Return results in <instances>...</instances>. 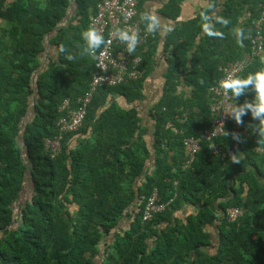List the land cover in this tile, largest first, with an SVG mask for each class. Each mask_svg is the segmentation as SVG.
I'll use <instances>...</instances> for the list:
<instances>
[{"label": "trees", "instance_id": "trees-1", "mask_svg": "<svg viewBox=\"0 0 264 264\" xmlns=\"http://www.w3.org/2000/svg\"><path fill=\"white\" fill-rule=\"evenodd\" d=\"M101 1L0 0V264H264V154L248 127L258 121L243 117L232 157L213 149H232L230 130L213 142L201 140L188 166L184 147L185 139L211 128L208 90L223 77L221 67L250 55L264 0H204L208 12L168 32V71L150 112L151 134L136 105L145 100L158 35L143 55L144 76L100 87L82 127L61 135L60 108L67 100L77 107L96 69V56L80 55L81 33ZM146 1L139 0L137 19ZM183 2L169 0L160 14L176 21ZM216 8L222 10L212 30L223 38L208 36L201 23ZM236 29L243 30L242 43ZM261 68L264 57L255 58L237 78ZM253 98L248 90L237 102ZM60 136L53 156L46 141ZM26 182L31 196L19 204ZM155 190L167 207L145 222ZM186 207L197 211L178 220ZM232 208L243 212L235 222L227 215ZM216 222L219 245L209 255L202 250Z\"/></svg>", "mask_w": 264, "mask_h": 264}, {"label": "built area", "instance_id": "built-area-1", "mask_svg": "<svg viewBox=\"0 0 264 264\" xmlns=\"http://www.w3.org/2000/svg\"><path fill=\"white\" fill-rule=\"evenodd\" d=\"M139 0H103L96 8V13L91 17L90 27H94L105 39V44L96 53V69L93 73L89 90L77 101V107L72 108L67 100L60 108L65 115L59 122L60 133H71L80 129L87 115V109L95 93L100 87H116L128 81L141 79L145 71L143 55L149 50V42L159 33L147 31V26L140 19H137ZM264 13L254 22V33L249 37L251 52L247 58L236 62H229L220 68L223 72L221 77L208 90L211 96V128L208 129L201 138H187L184 140L187 166L194 162L196 155L201 150V140L213 142L224 136V131L237 133L239 135L242 125H237L227 113L231 107L238 102L234 101L231 92L225 91L219 86V81L228 77L237 78L241 75L251 60L264 57ZM116 29L127 30L130 34L136 32L139 36V43L135 51L129 54L127 45L119 41L115 36ZM243 119V117H242ZM60 137L55 140H47V146L51 149L52 155L60 152ZM239 147V139H234L232 149L222 152L220 146L213 144L215 154H220L223 158L232 157L233 152ZM167 205L158 203L157 191L149 198L143 220L150 221L153 217L165 211ZM227 215L230 222H235L243 215L240 209H228Z\"/></svg>", "mask_w": 264, "mask_h": 264}, {"label": "clouds", "instance_id": "clouds-1", "mask_svg": "<svg viewBox=\"0 0 264 264\" xmlns=\"http://www.w3.org/2000/svg\"><path fill=\"white\" fill-rule=\"evenodd\" d=\"M205 20L208 19L207 16L204 17ZM141 20L146 23L147 31L155 33L161 26V19L156 15L144 13L141 15ZM220 23L227 26L229 21L226 19L220 20ZM204 31L210 37H220L223 38V33L218 31H213L212 26L205 23ZM236 35L239 37L238 42L242 43L244 39L243 30L236 29ZM116 38L120 42L127 45V52L131 54L135 51L137 44L139 43V36L136 32L131 34L127 30L116 29ZM81 37L84 41L81 56H91L95 57L97 50L105 44V39L94 27H89L87 30L81 33ZM61 52H67L63 46L60 48ZM75 57L72 55H67L66 59L73 60ZM203 83V81H201ZM219 86L225 91V93L231 92L234 101L239 100V98L246 93V91L251 90L254 93V98L251 102L245 101L243 104L237 105L236 103L231 107L227 115L239 125H243L242 117L247 114H251L253 120L258 121L257 124H249L248 127L254 132L258 133V139L256 141L257 147L256 151L258 153L264 154V68L260 70L249 73L246 78H232L231 76L227 79L219 81ZM230 134L224 131V136L227 137ZM232 138L238 140L239 135L237 133H232ZM238 163V161H236Z\"/></svg>", "mask_w": 264, "mask_h": 264}, {"label": "crops", "instance_id": "crops-1", "mask_svg": "<svg viewBox=\"0 0 264 264\" xmlns=\"http://www.w3.org/2000/svg\"><path fill=\"white\" fill-rule=\"evenodd\" d=\"M169 0H148L146 1L141 9L140 16L144 13H149L156 15L161 19L162 26L159 28L160 33L158 34L159 43H158V55L156 57V64L152 69V73L148 76L144 83V95L145 100L136 105L138 109L139 115L144 119L147 127L150 130V134L152 132V121L150 117V112L153 109L154 105L159 101L162 89L165 84V77L168 71V64L163 54V49L165 46V40L168 36V32L173 28H179L183 25V23L195 20L201 11L208 12L211 8L208 6V2L204 0H184L181 4V12L180 17L176 21H170L166 19L164 16L160 14V11L163 7L168 3ZM222 8H216L207 16L208 19H203L201 23L204 25L205 23L213 26L214 19L216 18L218 12H220ZM182 28V27H181ZM205 32V31H204ZM48 54H52V48L47 46ZM185 91L189 92L188 88H185ZM121 106L124 108L131 109L132 106H129L122 99H119ZM77 142L75 143V145ZM152 162L149 165L150 168L153 167L154 164V154L152 153ZM197 210L194 207H186L184 211L179 212L175 215L178 220H184L186 216L189 214L195 213ZM219 222H216L213 226L208 228V232L210 234V243L209 246L204 248L202 251L209 254L215 255L217 253V248L219 245ZM166 226V225H165ZM113 237L107 238V245L112 243ZM106 248V247H105ZM104 251V248H102ZM102 251V253H103ZM100 253V254H102Z\"/></svg>", "mask_w": 264, "mask_h": 264}, {"label": "rangeland", "instance_id": "rangeland-1", "mask_svg": "<svg viewBox=\"0 0 264 264\" xmlns=\"http://www.w3.org/2000/svg\"><path fill=\"white\" fill-rule=\"evenodd\" d=\"M30 196H31V187H30L29 183L26 182L25 187H24V189L22 191L21 200L19 201V204H24V201L27 200ZM16 208H18V206H16ZM16 211H17L16 212V217H17V215H18V209H16ZM104 245L105 244L102 245V248L104 247Z\"/></svg>", "mask_w": 264, "mask_h": 264}]
</instances>
